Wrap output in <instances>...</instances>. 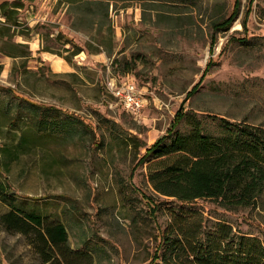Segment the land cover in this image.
<instances>
[{
	"label": "rangeland",
	"instance_id": "obj_1",
	"mask_svg": "<svg viewBox=\"0 0 264 264\" xmlns=\"http://www.w3.org/2000/svg\"><path fill=\"white\" fill-rule=\"evenodd\" d=\"M234 5L111 1L89 27L65 1L24 0L6 23L9 33L0 32V183L23 211L66 226L77 264H146L153 256L168 216L153 215L143 194L166 199L137 163L178 112L186 113L175 130L182 134L190 120L211 135L223 132L222 119L264 127V0H238L231 26L216 30ZM4 21L0 14V29ZM70 41L83 50L67 59ZM58 58L62 68L53 64ZM112 76L142 88L140 116L111 95ZM26 100L53 107L46 111L54 126H35ZM70 114L82 125L72 123L76 131L67 135L61 127ZM194 205L210 225L222 220L264 241V192L255 205L230 210L205 199ZM8 209L0 198V215ZM0 264L44 263L24 235L0 225Z\"/></svg>",
	"mask_w": 264,
	"mask_h": 264
},
{
	"label": "trees",
	"instance_id": "obj_2",
	"mask_svg": "<svg viewBox=\"0 0 264 264\" xmlns=\"http://www.w3.org/2000/svg\"><path fill=\"white\" fill-rule=\"evenodd\" d=\"M61 1L72 5L78 18L93 27L99 8L108 14L107 3L126 0ZM23 2H1L0 14L5 18V27L0 29L3 35L9 33L6 23L15 21ZM234 6L230 16L214 22L216 30L224 31L231 26L239 7L238 0ZM82 50L72 42L66 58ZM26 101L35 126L40 130L54 126V119L48 118L53 117V113L46 111L53 107ZM57 115L55 112L54 117ZM185 115L183 111L178 112V121L145 149L137 163L146 166L153 190L166 199L156 203L151 196L143 194L151 213L156 216L161 210L168 216L165 226L159 229V244L146 264H264V241L260 237L236 233L232 224L222 220L210 225L204 209L194 205L201 199L216 201L228 210L255 205L258 195L264 192V127L222 119L223 132L211 135L203 131L201 121L190 120L191 130L182 134L175 130ZM74 116L70 114L62 121L61 128L67 135L76 131L72 123L81 124ZM24 142L22 139V146L26 145ZM0 198L9 206L0 215V225L8 232L24 235L35 246L44 264H77L76 253L69 246L67 228L61 221L47 218L38 211H23L18 199L10 195L2 183Z\"/></svg>",
	"mask_w": 264,
	"mask_h": 264
},
{
	"label": "built area",
	"instance_id": "obj_3",
	"mask_svg": "<svg viewBox=\"0 0 264 264\" xmlns=\"http://www.w3.org/2000/svg\"><path fill=\"white\" fill-rule=\"evenodd\" d=\"M107 81V89L122 109L134 117L140 116L147 105V98L135 80L129 77L120 79L112 76Z\"/></svg>",
	"mask_w": 264,
	"mask_h": 264
},
{
	"label": "bare ground",
	"instance_id": "obj_4",
	"mask_svg": "<svg viewBox=\"0 0 264 264\" xmlns=\"http://www.w3.org/2000/svg\"><path fill=\"white\" fill-rule=\"evenodd\" d=\"M54 66L56 68H62L63 67V62H62V59L61 58H58V59H54Z\"/></svg>",
	"mask_w": 264,
	"mask_h": 264
}]
</instances>
